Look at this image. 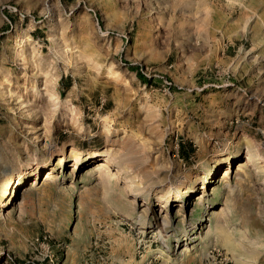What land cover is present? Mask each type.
Wrapping results in <instances>:
<instances>
[{"label": "rangeland", "instance_id": "374dc122", "mask_svg": "<svg viewBox=\"0 0 264 264\" xmlns=\"http://www.w3.org/2000/svg\"><path fill=\"white\" fill-rule=\"evenodd\" d=\"M1 189L0 264H264V0H0Z\"/></svg>", "mask_w": 264, "mask_h": 264}, {"label": "bare ground", "instance_id": "6f19581e", "mask_svg": "<svg viewBox=\"0 0 264 264\" xmlns=\"http://www.w3.org/2000/svg\"><path fill=\"white\" fill-rule=\"evenodd\" d=\"M72 152H74L73 149L70 150V153H72ZM106 159H108V158H106ZM62 161H63L62 158L58 159V161H57L58 165H61L62 164ZM102 165L104 166L103 167V170H105V171H113L114 170V168L111 165L107 164V163H104ZM115 166L118 169L117 171H124L126 169V166L123 165V164H115ZM224 174H226V172ZM51 177H52L51 173L46 172L45 177H44L43 180L45 181V180L51 179ZM37 185H38V183H36V184L34 183V186H37ZM3 192H4V189H1L0 190V194H2Z\"/></svg>", "mask_w": 264, "mask_h": 264}]
</instances>
